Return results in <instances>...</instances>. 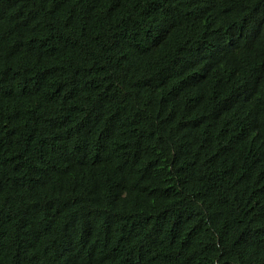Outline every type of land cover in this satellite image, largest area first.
<instances>
[{
    "label": "trees",
    "instance_id": "16d2710c",
    "mask_svg": "<svg viewBox=\"0 0 264 264\" xmlns=\"http://www.w3.org/2000/svg\"><path fill=\"white\" fill-rule=\"evenodd\" d=\"M0 264H264V0H0Z\"/></svg>",
    "mask_w": 264,
    "mask_h": 264
}]
</instances>
